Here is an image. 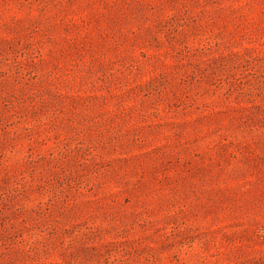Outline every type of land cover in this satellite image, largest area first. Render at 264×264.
<instances>
[{
    "label": "rangeland",
    "instance_id": "obj_1",
    "mask_svg": "<svg viewBox=\"0 0 264 264\" xmlns=\"http://www.w3.org/2000/svg\"><path fill=\"white\" fill-rule=\"evenodd\" d=\"M0 264H264V0H0Z\"/></svg>",
    "mask_w": 264,
    "mask_h": 264
}]
</instances>
